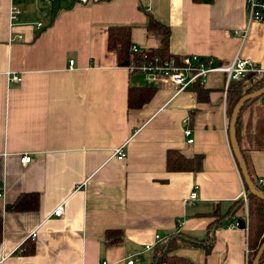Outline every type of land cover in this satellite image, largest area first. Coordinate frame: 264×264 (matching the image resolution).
Masks as SVG:
<instances>
[{
    "label": "crops",
    "instance_id": "1",
    "mask_svg": "<svg viewBox=\"0 0 264 264\" xmlns=\"http://www.w3.org/2000/svg\"><path fill=\"white\" fill-rule=\"evenodd\" d=\"M12 2L21 13L11 28ZM150 18L169 29L166 60L239 57L264 70V21L248 23L246 0H0V264H127L136 255L134 264H152L161 242L181 234L206 243L216 216L244 202L229 141L235 83L225 89V74L213 72L176 93L168 78L130 70L135 60L119 65L108 49L109 28L128 26L131 46L160 50ZM144 86L153 95L130 106L129 88ZM237 134L253 177L264 178V95L243 105ZM170 150L202 156L201 171L168 172ZM194 187L197 200L189 201ZM27 194L38 195L36 210L5 211ZM60 206L63 215L53 216ZM246 213L243 206L217 225L208 255L190 247L171 255L247 264L246 229L232 226ZM107 232H120L121 242L108 245Z\"/></svg>",
    "mask_w": 264,
    "mask_h": 264
},
{
    "label": "trees",
    "instance_id": "2",
    "mask_svg": "<svg viewBox=\"0 0 264 264\" xmlns=\"http://www.w3.org/2000/svg\"><path fill=\"white\" fill-rule=\"evenodd\" d=\"M148 30L152 32H157V35L162 39L161 49L158 51L149 50L143 51L146 57L151 58L153 56H158L161 59H166L169 57L167 54V41L169 36L168 27L158 23L153 18H150L148 23ZM130 27L128 26H113L109 28L108 31V49L114 51L117 55V62L119 65H128L132 60L140 61L143 57V53H131L130 51ZM198 83V82H196ZM235 85L229 87V93H232L229 105V117L231 115L232 109L236 102L245 94L256 91L264 86V75L257 76L254 73H249L245 78L240 81L233 82ZM195 84V83H194ZM193 84V85H194ZM230 84V85H231ZM200 86L199 83L195 84ZM249 86V87H248ZM200 95L205 91L201 87H195ZM154 89L149 87H130L129 88V105L133 107H138L143 104L147 99L153 95ZM237 131V126H236ZM238 135V134H237ZM238 139V137H237ZM248 168V173L253 184L256 188L263 192L257 184V181L253 177L252 169L246 159L243 156ZM203 157L196 156L193 159L184 158L180 152L170 150L167 154L166 159V170L168 172H190L199 173L202 169ZM246 194L247 188L244 184ZM38 195L27 194L20 196L17 201L12 205H7L5 207L6 212H26L34 211L38 207ZM247 219L242 218L245 221V228L247 233V264H251L259 247L264 240V202L258 200L257 198L250 196L247 197ZM244 202L242 200L237 201L234 204L233 209L226 216H216V221L210 226V235L206 243L196 241L194 239L182 236L181 234L174 235L167 238L161 242L154 250L153 262L152 264H194L189 260L172 256L171 253L180 247H190V248H202L208 255L212 248L214 229L217 225L231 222L234 219V214L239 209L243 208ZM237 222V221H236ZM116 239L111 240L112 237ZM2 238V222L0 219V240ZM108 245H117L121 242L120 232H107L105 235ZM26 254V253H25ZM264 255L259 264H262Z\"/></svg>",
    "mask_w": 264,
    "mask_h": 264
},
{
    "label": "built area",
    "instance_id": "3",
    "mask_svg": "<svg viewBox=\"0 0 264 264\" xmlns=\"http://www.w3.org/2000/svg\"><path fill=\"white\" fill-rule=\"evenodd\" d=\"M15 1V0H12ZM47 3H53L55 0H45ZM80 4H91L96 3L100 0H74ZM246 11L248 17V23L251 22H263L264 21V0H246ZM20 9L12 2L9 11V25L12 28L17 24L20 18ZM37 27H41L42 23L38 22ZM17 39L22 38L21 35H16ZM133 53L141 52L136 45L131 46ZM143 53V52H142ZM73 65V61H70L69 67ZM130 70L136 69L137 71L147 76H163L168 78L175 86L176 93L185 91L187 88L198 82L203 84L208 75L213 72H222L225 74V89H227L231 83L240 81L245 78L249 73H254L257 76L264 75V70L260 69L254 62L249 59H242L239 57L234 58L229 63H219L214 57H199L196 55H188L181 58V62L177 63L173 59H161L158 56L151 58L146 57L143 53V57L140 61H135V65L129 66ZM10 80L18 82L20 80L19 75H12L9 77ZM184 135L187 138V143L193 142L192 131L190 128L184 130ZM115 156L118 161H122L125 158L124 147H119L115 151ZM29 156H21L20 164L26 167L30 163ZM257 184L264 191V178L256 180ZM2 195L0 187V196ZM197 187H194L192 192L189 194V201L197 200ZM244 208L247 210L246 194H243ZM53 216L60 217L63 215L62 206L58 207L52 214ZM247 219V213L245 214V220ZM245 223V221H244ZM233 227H237L235 222ZM33 234L32 236H34ZM155 240L160 241L159 237L156 236ZM153 246H146L145 251H151ZM137 255L130 258L127 264H134L138 259ZM101 264H109L107 261H102Z\"/></svg>",
    "mask_w": 264,
    "mask_h": 264
},
{
    "label": "water",
    "instance_id": "4",
    "mask_svg": "<svg viewBox=\"0 0 264 264\" xmlns=\"http://www.w3.org/2000/svg\"><path fill=\"white\" fill-rule=\"evenodd\" d=\"M264 95V87L253 91L251 93L243 95L234 105L230 119H229V141L231 145V149L233 152L234 159L238 165L242 180L247 188V194H246V199L247 197L253 196L257 198L258 200L264 202V193L259 191L256 186L253 184L250 175L248 173V168L246 165V161L242 155V151L237 139V131H236V126L238 122V117L240 114V111L243 107V105L251 100H254L260 96ZM237 228L238 229H244L245 228V223L243 220H238L237 221ZM264 255V240L259 247L253 261L251 264H259L262 257Z\"/></svg>",
    "mask_w": 264,
    "mask_h": 264
},
{
    "label": "rangeland",
    "instance_id": "5",
    "mask_svg": "<svg viewBox=\"0 0 264 264\" xmlns=\"http://www.w3.org/2000/svg\"><path fill=\"white\" fill-rule=\"evenodd\" d=\"M249 87V86H248Z\"/></svg>",
    "mask_w": 264,
    "mask_h": 264
}]
</instances>
